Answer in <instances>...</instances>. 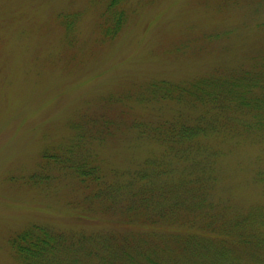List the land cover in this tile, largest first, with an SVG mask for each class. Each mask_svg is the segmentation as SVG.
Masks as SVG:
<instances>
[{
	"label": "rangeland",
	"instance_id": "rangeland-1",
	"mask_svg": "<svg viewBox=\"0 0 264 264\" xmlns=\"http://www.w3.org/2000/svg\"><path fill=\"white\" fill-rule=\"evenodd\" d=\"M199 81L224 103L176 100ZM201 114L211 129L163 140ZM35 225L65 241L40 264H259L264 0H0V264H27L10 239Z\"/></svg>",
	"mask_w": 264,
	"mask_h": 264
},
{
	"label": "trees",
	"instance_id": "trees-1",
	"mask_svg": "<svg viewBox=\"0 0 264 264\" xmlns=\"http://www.w3.org/2000/svg\"><path fill=\"white\" fill-rule=\"evenodd\" d=\"M113 6L114 3L113 2L110 3V5L107 8V11H112ZM207 82L208 81L202 83V81H199L198 82L199 86H194L191 84L190 86L192 88V92L190 94H187L185 91H183L184 89L188 90L187 88H180V89L178 88L176 90L178 94L176 100H179L182 97H187L186 95H188L202 103L209 101L210 103L223 104L224 100H221L220 97L224 98L225 95H228V88H224L221 90V88L219 87L215 91H210L208 89L209 86H205L206 85L205 83ZM152 86H155V84H152ZM165 86H168V84ZM175 86H180V85H175ZM168 89L169 87L165 88L164 95H167ZM179 95H184V96H179ZM165 125H166V134H163L161 136L163 140L169 144V146H173L174 144L180 142L190 141L193 136H198L214 126L213 122L204 118L203 114L199 115L196 119L192 120L191 122H188L186 120H174V121L166 122ZM60 162L63 163V160L61 159ZM94 171H95L94 168L91 166L77 165L75 167L76 174L80 177L81 180L88 181L87 185H90V182L96 179V177L97 179L100 178L99 176L95 175ZM188 185H192V184H188ZM100 193L101 190L97 192V195H99ZM183 205H184V201L179 198L176 201H174L172 204L166 205L165 207L175 208ZM189 207L191 206L189 205ZM121 208L127 220H130L131 217L133 216L132 210H130L129 207L127 208L121 207ZM228 228L229 225L222 224L219 226L218 231L214 232L215 234L210 235L213 240L216 239V242L222 244V246L220 247L217 246L216 249V252L218 251L219 255H225L226 254L225 249L231 250L233 248V246L232 247L228 246L229 244L228 238H221V236L225 237L226 235H229L227 233ZM238 230H241V228L239 227ZM238 230L235 229V231L239 232ZM240 234L241 232L238 233V235ZM237 239L243 241L245 239L247 240L245 236L238 237ZM124 240L127 241L126 238H124ZM206 242L199 238L195 239V244L198 251H200V246L202 247L205 246ZM262 243H263L262 239H259V248ZM10 244L12 248H14L15 252L25 262H27V264H40L41 262L54 261V259L57 258L56 255L57 251L61 247L65 246V241L62 235L53 233L45 227L35 225L12 236V238L10 239ZM262 250L259 253V264H263L264 261V254ZM140 252H143V250H141ZM95 253H99V252H95ZM117 253H124L129 258H133V255L131 253L119 249L117 250V252H111L108 255L102 254L100 264H115V263L118 264V261L114 260V256H117ZM72 255L76 256L77 254H72ZM215 257L216 255L212 256V258ZM221 259L217 261L219 263L216 262V264H221ZM146 261L149 264L150 256L148 255V253H147ZM239 263H241V261ZM224 264H227L226 261L224 262ZM229 264H230V260H229Z\"/></svg>",
	"mask_w": 264,
	"mask_h": 264
}]
</instances>
